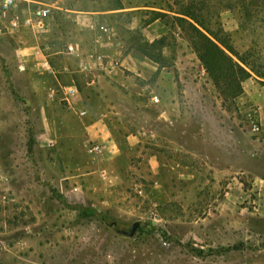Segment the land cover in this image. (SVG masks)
<instances>
[{
    "label": "rangeland",
    "instance_id": "374dc122",
    "mask_svg": "<svg viewBox=\"0 0 264 264\" xmlns=\"http://www.w3.org/2000/svg\"><path fill=\"white\" fill-rule=\"evenodd\" d=\"M14 3L19 15L49 6L58 43L61 35L65 43L88 38L96 17L122 43L115 47L124 65H151L135 40L163 38L164 59L147 78L121 73L126 99L116 92L110 104L84 106L90 115L113 111L118 147L109 150L103 179L86 153L88 113L77 116L61 96L46 114L45 87L36 85L47 72L19 68L18 53L30 57L47 38L0 33V264H264L262 80H245L235 98L218 91L177 14L219 19L236 51L264 73V0ZM151 95L160 102L152 105Z\"/></svg>",
    "mask_w": 264,
    "mask_h": 264
},
{
    "label": "crops",
    "instance_id": "0c3cea01",
    "mask_svg": "<svg viewBox=\"0 0 264 264\" xmlns=\"http://www.w3.org/2000/svg\"><path fill=\"white\" fill-rule=\"evenodd\" d=\"M93 14L98 16L101 13L97 12ZM95 18L96 17L92 18L91 21L89 20V24L87 25L90 30H93V33H88V38L87 35L85 37L79 34L73 38L74 41L71 43L68 41V43L62 42L64 38L63 35H61L60 38L61 43H58L57 38L52 35L51 30L53 29L50 28V25L47 32L39 33V37L47 38L48 40V44L46 43L41 50L51 68V72L44 73L46 76L38 79L36 85L37 87H40V85L45 87L46 93L44 99H46V106H44L43 110L46 111V114H49V111H52L50 104H55L56 98L62 96V100L65 102L64 91L72 86L76 88L77 93L70 98V103L72 107L73 104H75V110L80 111L85 109L87 102H108V104H110L112 100H118L117 98L115 99L110 96L116 92L121 98L124 97V99H126L128 95L123 93L119 87L120 84H118L123 71H135L138 75L143 76L144 78H147L146 76L150 77L158 72V64L156 65L149 59L151 65L142 60H140L141 65L131 63L124 65L125 59H120L121 50L119 47H115L120 46L122 43L114 42L115 33L112 31L105 34L102 33L99 30V27L102 25L106 27V25ZM78 19L79 16L76 18L77 22H79ZM68 47H73L74 50L68 52ZM36 48L38 47L36 46L33 49V53ZM33 53H31L30 57L29 55H25V50L18 53L19 61L21 63L24 62L19 67L20 70H29L33 67V71L46 72L38 66V61H36V57ZM98 55L104 57L103 63L96 61ZM27 61H29V65H27ZM81 62L86 65L87 68L85 70L81 69ZM163 76H165L164 73L160 72V83L158 84V88L160 89L159 92L165 95L164 89L166 86H169L167 85V82L163 81ZM43 86L41 88H43ZM58 92L59 95L57 96L56 94ZM46 95L48 97H46ZM129 96L135 99L132 95L129 94ZM159 102L160 98L158 97V103ZM84 111H86V109ZM87 113L88 117L83 118V123L81 120V125L84 131L83 134L87 135L86 137H88L89 140H95L96 142L101 143L103 151L105 150V155L102 153L97 159L91 158L93 163L98 167L97 170L99 176L104 179L107 177V172L109 170V164L106 163V161H109L110 157L109 150L118 147L115 138H113V135L115 134V128L113 127L114 124L110 121L111 117L109 118L113 111L108 112L105 109V106H102L101 109H97L93 115H90L88 110L86 111V115ZM132 138L139 142L138 138Z\"/></svg>",
    "mask_w": 264,
    "mask_h": 264
},
{
    "label": "trees",
    "instance_id": "16d2710c",
    "mask_svg": "<svg viewBox=\"0 0 264 264\" xmlns=\"http://www.w3.org/2000/svg\"><path fill=\"white\" fill-rule=\"evenodd\" d=\"M177 14L184 17L179 20L185 23L193 34L196 56L218 91L235 98L242 93V83L253 76L262 80L259 82L264 86V73L248 61L247 54L236 51L229 35L223 31L219 19L205 21L200 15H196V11ZM156 19L157 17L154 20ZM162 39L151 43L135 40L134 47L145 58L161 66L164 59Z\"/></svg>",
    "mask_w": 264,
    "mask_h": 264
},
{
    "label": "built area",
    "instance_id": "2783aa9c",
    "mask_svg": "<svg viewBox=\"0 0 264 264\" xmlns=\"http://www.w3.org/2000/svg\"><path fill=\"white\" fill-rule=\"evenodd\" d=\"M15 3L14 0H3L1 4V14L0 18L6 23L2 29L0 28V33L8 32V33H16L22 29L28 30L32 33H45L48 31L49 22L51 18V8L47 5H38L32 10H28L27 13L23 15H19L14 10ZM99 30L102 33H107V28L105 26H100ZM68 52H72L74 50L73 47H68ZM33 55L36 57V61H38V66H40L44 71L51 72V68L48 60L43 54L40 48H36L34 50ZM96 61L103 63L104 57L98 55L96 57ZM87 67L81 62V69L85 70ZM77 93V90L74 86L64 91V100L67 105L74 111V113L79 117H84L86 115V111L75 110L70 103V98ZM52 96V95H50ZM150 102L152 104L158 103V97L156 95L150 96ZM51 145L52 143L49 142ZM86 153L92 159H97L103 153V146L99 142L91 141L86 146ZM156 217V216H155Z\"/></svg>",
    "mask_w": 264,
    "mask_h": 264
},
{
    "label": "water",
    "instance_id": "95a60500",
    "mask_svg": "<svg viewBox=\"0 0 264 264\" xmlns=\"http://www.w3.org/2000/svg\"><path fill=\"white\" fill-rule=\"evenodd\" d=\"M137 227H138V224L135 223V224L130 228V233H129L130 236L134 234V232H135V230L137 229Z\"/></svg>",
    "mask_w": 264,
    "mask_h": 264
}]
</instances>
